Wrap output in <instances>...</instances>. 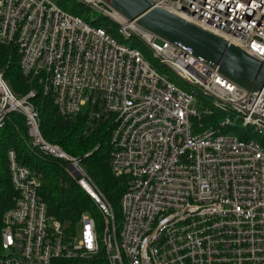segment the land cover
Wrapping results in <instances>:
<instances>
[{
	"label": "built area",
	"instance_id": "obj_1",
	"mask_svg": "<svg viewBox=\"0 0 264 264\" xmlns=\"http://www.w3.org/2000/svg\"><path fill=\"white\" fill-rule=\"evenodd\" d=\"M76 1L141 39L202 96L54 0H0V45H15L23 74L38 78L63 117L86 115L85 135L110 125L111 169L128 177L118 225L81 160L43 137L35 90L17 95L0 72V128L11 112L22 114L29 146L64 162L104 215L102 235L88 212L63 224L48 212L41 179L10 150L16 197L2 217L0 264H67L102 252L108 264H264V92L107 0ZM153 1L264 63V0Z\"/></svg>",
	"mask_w": 264,
	"mask_h": 264
},
{
	"label": "trees",
	"instance_id": "obj_2",
	"mask_svg": "<svg viewBox=\"0 0 264 264\" xmlns=\"http://www.w3.org/2000/svg\"><path fill=\"white\" fill-rule=\"evenodd\" d=\"M69 11L83 17L82 12L75 7L69 8ZM105 22L109 23L111 28H116V25L108 19H105ZM20 58L13 43L0 45V72L17 95L24 96L35 90L36 95L31 101L39 111L43 137L50 143L61 145L67 153L81 160L91 180L111 204L119 225L122 220L120 202L128 185V177H117L111 169L110 125L107 122L102 123L94 132L85 135L86 115L78 114L74 118L63 117L52 95L44 92L38 78L23 74ZM216 116L219 117V114L216 113ZM208 120L209 117H204L203 121ZM27 137L25 117L20 113L11 112L4 126L0 128V231L2 217L14 205L16 197L8 160V152L14 150L18 161L29 167L41 179L42 186L39 192L48 205L50 215L63 224L74 227L82 213L88 212L95 218L102 235L104 215L95 199L68 174L64 162L43 155L30 147ZM66 263L108 264L103 252L89 260Z\"/></svg>",
	"mask_w": 264,
	"mask_h": 264
},
{
	"label": "water",
	"instance_id": "obj_3",
	"mask_svg": "<svg viewBox=\"0 0 264 264\" xmlns=\"http://www.w3.org/2000/svg\"><path fill=\"white\" fill-rule=\"evenodd\" d=\"M130 20L171 42L189 46L194 55L238 84L264 92V63L246 54L226 39L211 33L157 5L153 0H107Z\"/></svg>",
	"mask_w": 264,
	"mask_h": 264
},
{
	"label": "rangeland",
	"instance_id": "obj_4",
	"mask_svg": "<svg viewBox=\"0 0 264 264\" xmlns=\"http://www.w3.org/2000/svg\"><path fill=\"white\" fill-rule=\"evenodd\" d=\"M60 6L69 9L75 7L78 11L82 12L84 19L87 22L93 23L94 25H99L103 27L105 30H109L111 34L114 35L115 39L128 47H137L141 49L145 55V57L149 60L153 68L161 75H165L170 78L172 81L176 82L179 86H186L190 90H194L195 88L191 85H187L172 69L166 68L164 64H162L159 59L155 58L151 51L147 50L143 47L141 39L138 37L127 38L125 35H122L117 28H111L110 24L105 22V19L100 10L89 8L88 6H84L78 3L76 0H54ZM95 20H97L95 22ZM195 92L198 96H202L200 90L195 89ZM87 107H84L85 110ZM198 108L200 105L198 104ZM241 128V127H240ZM239 133V130L236 131ZM67 171V170H66Z\"/></svg>",
	"mask_w": 264,
	"mask_h": 264
}]
</instances>
